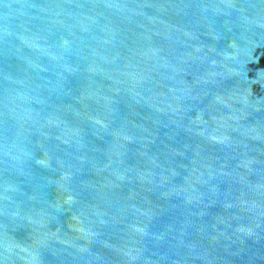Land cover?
Segmentation results:
<instances>
[{
	"label": "water",
	"instance_id": "1",
	"mask_svg": "<svg viewBox=\"0 0 264 264\" xmlns=\"http://www.w3.org/2000/svg\"><path fill=\"white\" fill-rule=\"evenodd\" d=\"M0 264H264V0H0Z\"/></svg>",
	"mask_w": 264,
	"mask_h": 264
}]
</instances>
